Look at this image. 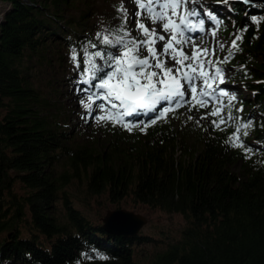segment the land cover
<instances>
[{
    "label": "trees",
    "instance_id": "1",
    "mask_svg": "<svg viewBox=\"0 0 264 264\" xmlns=\"http://www.w3.org/2000/svg\"><path fill=\"white\" fill-rule=\"evenodd\" d=\"M3 1L10 6L0 21V264H264V3L222 0L228 11L218 13L227 36L247 25L229 62L235 103L255 118L245 158L225 143L231 125L213 128L212 117L197 124L184 106L143 132L110 122L93 129L89 118L71 125L52 70L70 59L71 44L95 39L88 26L96 0ZM76 181L88 196L116 206L132 196L182 214L187 225L143 263L135 244L151 238L89 219L69 197Z\"/></svg>",
    "mask_w": 264,
    "mask_h": 264
},
{
    "label": "snow or ice",
    "instance_id": "2",
    "mask_svg": "<svg viewBox=\"0 0 264 264\" xmlns=\"http://www.w3.org/2000/svg\"><path fill=\"white\" fill-rule=\"evenodd\" d=\"M129 3L133 8L126 6ZM114 7L116 23H102L95 39L70 45L77 72L75 90L82 93L81 115L105 126L110 122L143 132L182 106L189 112L208 108L188 119L200 124L212 117L213 128L231 125L234 130L225 143L241 148L245 158L252 155V146H245L244 138L249 126H255V118H245L244 105L237 107L236 93L224 86L247 25L234 32L228 43L217 35L223 23L220 16L213 11L206 18L197 0H118ZM250 19L259 27L260 18ZM198 36L208 43H197ZM240 68L247 72L245 65ZM140 114L149 118L142 121Z\"/></svg>",
    "mask_w": 264,
    "mask_h": 264
},
{
    "label": "rangeland",
    "instance_id": "3",
    "mask_svg": "<svg viewBox=\"0 0 264 264\" xmlns=\"http://www.w3.org/2000/svg\"><path fill=\"white\" fill-rule=\"evenodd\" d=\"M117 3L118 0L95 1L92 6V8H95L93 10L95 18L90 20L88 26L89 28L92 27L93 29H95L93 34H91L92 38H95V33L102 23H107L109 21H112V23L117 22V20L115 19L116 8L114 7V5ZM197 4L200 8L204 9L201 14L204 15L206 18L210 16L213 11L217 14L219 12L221 13L222 9L228 11L225 3L222 0H197ZM9 6V3L0 0V21L2 20L4 13ZM126 6L130 9L133 8V5L130 3ZM69 13L71 14L72 12ZM149 26H151V24ZM217 35L219 38H222L228 43L231 42L232 37L227 36L223 32H221V28L219 29ZM200 40H204L205 43H208V39L204 36H198L197 43H199ZM187 51L190 52L191 49H187ZM170 63H174V61H170ZM74 67L75 66L73 64L72 59H66L65 55V59L63 58L62 63L57 64L56 67L52 70V72L53 75H58L57 77L60 79V89L62 91L60 96V106H63L64 109L68 110V112L70 113V124L77 126V124L82 123L83 119L86 117L81 115V113L83 112V108L79 103V99L82 93H78L75 90V86L78 81L76 79L77 72L74 71ZM230 69L231 67H228L229 79L230 75L232 74ZM41 71L42 72H40V75L42 76H48L47 73L50 72L49 70H47L46 72L45 69H41ZM224 86L227 87L230 91H233L234 89L233 85L230 84L229 80L225 82ZM82 87H87V85L84 84L82 85ZM184 107H186V109H181V112L187 114V116L192 115L193 117L199 116L200 111L209 110L208 108H202L199 111H197L196 109H192V111L189 112L187 110V106ZM141 115L142 116L139 119L142 121L145 120L144 114ZM87 118H89V121L91 123L90 127L96 129L98 124L95 122V120L91 117ZM206 118L207 117H205L204 119ZM69 187L71 188L67 191L69 193V197L73 200L75 206L79 208L93 222L103 221V217L109 210L119 208L132 210L134 212L144 215L147 218V222L142 226L138 234L150 237L151 239L149 242L142 241L141 243L135 244L136 257L143 263H147L149 261L154 251L164 248L170 242L177 240L181 236L182 230L187 225V220L182 214L177 212H167L160 208H151L148 205L135 202L132 196L125 198L122 202L119 203L118 206H116L111 204L105 196H88L84 186L82 185V183H80V181H76L73 186ZM64 212V208L61 207L60 211L57 213L63 214ZM25 228L26 227L23 226L24 232L26 231Z\"/></svg>",
    "mask_w": 264,
    "mask_h": 264
},
{
    "label": "water",
    "instance_id": "4",
    "mask_svg": "<svg viewBox=\"0 0 264 264\" xmlns=\"http://www.w3.org/2000/svg\"><path fill=\"white\" fill-rule=\"evenodd\" d=\"M241 1V0H240ZM264 0H248V4H255ZM104 226L113 232L134 236L138 234L147 218L132 210L123 208L109 210L103 217Z\"/></svg>",
    "mask_w": 264,
    "mask_h": 264
}]
</instances>
